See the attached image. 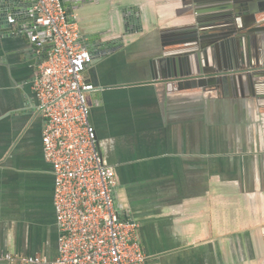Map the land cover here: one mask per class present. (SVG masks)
I'll list each match as a JSON object with an SVG mask.
<instances>
[{"label": "crops", "instance_id": "0c3cea01", "mask_svg": "<svg viewBox=\"0 0 264 264\" xmlns=\"http://www.w3.org/2000/svg\"><path fill=\"white\" fill-rule=\"evenodd\" d=\"M188 1L61 0L92 55L83 78L101 85L87 95L90 120L115 172V205L137 224L147 264H264V86L253 95L248 80L187 90L142 83L167 74L192 32ZM245 3L242 16L264 17V0ZM26 5L0 0V264L58 255L44 119L31 88L51 44L45 38L38 51L30 42ZM236 49L264 62L263 39Z\"/></svg>", "mask_w": 264, "mask_h": 264}, {"label": "built area", "instance_id": "2783aa9c", "mask_svg": "<svg viewBox=\"0 0 264 264\" xmlns=\"http://www.w3.org/2000/svg\"><path fill=\"white\" fill-rule=\"evenodd\" d=\"M29 39L38 51L50 41L32 81L37 109L44 119L41 147L53 175L52 202L58 229V255L19 257L25 264H147L137 224L119 216L114 202V169L105 164L90 120L83 78L92 55L80 45L74 14L61 0H26ZM10 24L16 17L7 16ZM7 261L17 258L11 254Z\"/></svg>", "mask_w": 264, "mask_h": 264}, {"label": "water", "instance_id": "95a60500", "mask_svg": "<svg viewBox=\"0 0 264 264\" xmlns=\"http://www.w3.org/2000/svg\"><path fill=\"white\" fill-rule=\"evenodd\" d=\"M245 1H188L192 19L187 26L192 32L180 41L182 49L172 52L171 58H168L167 74L161 80L153 76L142 83L161 81L169 87L187 90L218 88L220 84L238 86L248 80L253 95H256L257 90L264 86V62H252L250 51L246 49L241 53L236 46L254 40L261 46L264 27L260 23L264 22V17L257 20L255 16L263 10L255 13L249 10L242 16V12L247 10ZM3 10L2 16H6L12 8L5 7ZM259 51L262 53L261 49ZM92 84L95 88L101 86L96 75L92 77ZM117 210L123 217L118 207Z\"/></svg>", "mask_w": 264, "mask_h": 264}]
</instances>
